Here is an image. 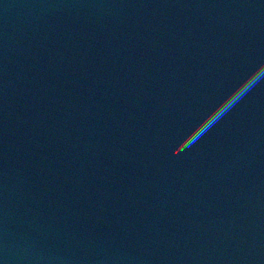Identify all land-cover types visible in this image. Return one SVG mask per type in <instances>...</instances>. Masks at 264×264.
Wrapping results in <instances>:
<instances>
[{"label":"water","instance_id":"obj_1","mask_svg":"<svg viewBox=\"0 0 264 264\" xmlns=\"http://www.w3.org/2000/svg\"><path fill=\"white\" fill-rule=\"evenodd\" d=\"M260 63L264 0H0V264H264V81L191 131Z\"/></svg>","mask_w":264,"mask_h":264},{"label":"clouds","instance_id":"obj_2","mask_svg":"<svg viewBox=\"0 0 264 264\" xmlns=\"http://www.w3.org/2000/svg\"><path fill=\"white\" fill-rule=\"evenodd\" d=\"M264 68V63L258 64L251 69L247 75L232 88L230 92L224 95L218 103L207 111L198 123L191 129L198 130V136L206 134L208 130L215 126L223 117L232 110L241 100L261 81H264V75L257 73ZM191 131L189 133H191Z\"/></svg>","mask_w":264,"mask_h":264}]
</instances>
